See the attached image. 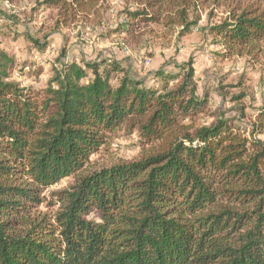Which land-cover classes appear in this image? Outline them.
Instances as JSON below:
<instances>
[{
  "label": "trees",
  "instance_id": "obj_1",
  "mask_svg": "<svg viewBox=\"0 0 264 264\" xmlns=\"http://www.w3.org/2000/svg\"><path fill=\"white\" fill-rule=\"evenodd\" d=\"M135 1L140 7L112 32L135 37L157 23L185 36L199 21L189 9L206 0ZM41 2L56 8L58 27L99 4ZM208 30L226 56L250 53L264 39V0ZM192 63L157 71L163 81L153 87L114 61L102 73L99 63L85 64L91 79L70 62L33 90L11 80L16 60L0 50V264H264V139L228 119L195 126L205 99L195 93ZM111 71L122 72L118 83ZM251 125L264 133V106ZM121 127L158 148L86 171ZM71 175L69 190L44 195ZM44 202L61 206L49 218L38 213Z\"/></svg>",
  "mask_w": 264,
  "mask_h": 264
},
{
  "label": "rangeland",
  "instance_id": "obj_2",
  "mask_svg": "<svg viewBox=\"0 0 264 264\" xmlns=\"http://www.w3.org/2000/svg\"><path fill=\"white\" fill-rule=\"evenodd\" d=\"M249 1L196 3L189 14L190 18L198 15L199 21L185 36L179 35L178 29L149 23L130 37L112 30L126 20L128 10L140 7L135 0H99L93 13L78 14L60 27L56 25V8L41 0H0V50L16 60L11 80L33 90L46 88L54 72L70 62L85 68L86 78L91 79L93 73L85 64L99 63L102 73L110 70L114 61L128 76L158 87L163 80L156 76L157 71L174 74L192 60L195 93L205 99L204 108L192 119L195 126L209 125L217 118L228 119L239 124L249 138L263 140L264 133L257 132L251 124L264 106V39L256 42L250 53L226 56L224 47L208 30L226 20L231 11L239 12ZM34 41L47 45L40 49ZM121 77V71L110 72L112 83H118ZM174 84L176 81L170 82V86ZM157 148L140 141L136 131L121 127L111 132L105 144L91 155L86 171L139 161ZM76 180L75 175L66 177L44 195L50 198L53 192L69 190ZM60 206L59 202L51 206L44 202L38 213L50 218Z\"/></svg>",
  "mask_w": 264,
  "mask_h": 264
}]
</instances>
